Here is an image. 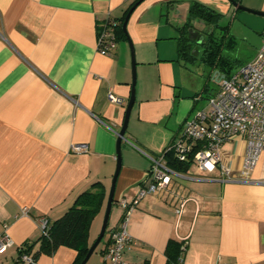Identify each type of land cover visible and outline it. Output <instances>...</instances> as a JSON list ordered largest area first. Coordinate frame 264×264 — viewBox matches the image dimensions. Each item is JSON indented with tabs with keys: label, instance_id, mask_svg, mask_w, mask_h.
<instances>
[{
	"label": "crops",
	"instance_id": "1",
	"mask_svg": "<svg viewBox=\"0 0 264 264\" xmlns=\"http://www.w3.org/2000/svg\"><path fill=\"white\" fill-rule=\"evenodd\" d=\"M132 1L0 0V222L7 223L14 242L0 254V264H21L19 247L29 241L33 250L38 247L37 217H60L81 192L101 182L104 203L87 238L93 243L132 89L127 40H116L112 53L103 55L97 36L100 24L107 17L118 23ZM191 1L223 15L240 10L229 0H141L129 14L134 102L106 232L85 264H107L101 250L123 214L119 200L135 197L147 182L148 156H159L179 136L201 99L208 72L189 65L202 64L199 60L184 63L176 43L175 27L185 21ZM239 1L264 11V0ZM191 76H201L202 84L197 87ZM108 92L124 103L109 102ZM77 144H86L87 152H75ZM245 151L243 137L232 136L219 149L220 161L240 175ZM173 184L185 199L182 212L176 215L175 202L165 195L139 199L126 225L132 241L122 264H165L170 238L183 242L180 264H264V151L247 181H224L217 167L204 174L190 170ZM75 255L61 246L39 255L35 264H72Z\"/></svg>",
	"mask_w": 264,
	"mask_h": 264
},
{
	"label": "built area",
	"instance_id": "2",
	"mask_svg": "<svg viewBox=\"0 0 264 264\" xmlns=\"http://www.w3.org/2000/svg\"><path fill=\"white\" fill-rule=\"evenodd\" d=\"M117 22L111 17L100 24L97 36V51L110 55L116 46L115 28ZM218 87L203 106L196 108L190 118L184 121L181 133L157 157L148 156L150 166L147 182L139 187L135 197L129 201L119 200L123 214L118 226L111 232V242L103 253L107 264H121V255L132 241L126 230L130 212L139 199L146 195L168 196L175 202V213L183 210L184 196L173 180L190 170L198 174L212 172L219 168L224 181H247L248 173L255 166L261 152L264 151V36L255 56L237 68L230 76L214 73ZM107 100L122 105L123 99L107 93ZM232 136L243 137L246 151L240 175L235 176L231 168L220 161L219 149ZM75 152H87L86 144L72 147ZM169 152L175 163L186 164V171H179L168 162L165 153ZM40 230L47 225V218L37 217ZM14 245L8 233V225L0 222V254ZM21 264H35L29 254L21 253Z\"/></svg>",
	"mask_w": 264,
	"mask_h": 264
},
{
	"label": "trees",
	"instance_id": "3",
	"mask_svg": "<svg viewBox=\"0 0 264 264\" xmlns=\"http://www.w3.org/2000/svg\"><path fill=\"white\" fill-rule=\"evenodd\" d=\"M139 0H133L119 18L115 28L116 40H127L126 34L122 30V23L125 14ZM239 2V0H235ZM223 14L198 1L189 2L185 21L176 26V43L179 58L184 63H193L199 60L208 69L207 76L203 81L202 88L198 93L204 101L213 93L210 89V82L216 81L214 73L230 76L244 62L224 54V49H232L236 46L235 36L229 33L228 24H221ZM203 23L210 29L205 37L198 40L189 36L196 33L193 30L195 21ZM194 21V22H193ZM191 31V32H190ZM198 33V32H197ZM166 149V148H165ZM168 162L173 168L179 171H186L190 164L175 163L169 152L165 153ZM105 191L101 182H94L89 189L81 192L74 200L73 204L58 218L49 221L38 238V247L33 250L34 241L24 243L18 249V254H29L36 263V259L41 254H51L58 247H68L75 250L76 255L72 264H80L88 251V231L94 216L103 207ZM106 232V231H105ZM109 242L105 244L101 252L104 253ZM183 253V242L174 238L168 239L164 255L165 264H180ZM19 257V255H18ZM122 264V263H121ZM146 264V263H143Z\"/></svg>",
	"mask_w": 264,
	"mask_h": 264
},
{
	"label": "rangeland",
	"instance_id": "4",
	"mask_svg": "<svg viewBox=\"0 0 264 264\" xmlns=\"http://www.w3.org/2000/svg\"><path fill=\"white\" fill-rule=\"evenodd\" d=\"M186 3L189 4V2H186ZM237 3L240 6L245 7L242 1L241 2L239 1ZM182 7L184 6L182 5ZM236 13L240 14V17H236L235 16ZM243 16H245L246 18H244ZM170 18L172 19V16H170ZM220 23L228 24L229 33L235 36L237 40L236 46L234 48L224 49L223 51L224 54L237 59L241 63L248 60L250 56L260 46L261 40L264 36V16L250 13L247 11H243L240 9L236 11H229L227 14H224ZM208 28L209 27L206 26L205 29L207 30ZM189 65L193 66V68H195L199 72L204 71V74H206L208 71L207 70L208 68L205 67L203 64H200V65L189 64ZM135 77H136V82H137V76ZM191 77L196 80L197 87H199L202 84L203 78L201 76H191ZM217 87H218V83L216 81L210 82L211 90H215ZM204 103H205L204 99H200L198 101L197 108L203 106ZM102 221H103V218H102ZM111 221H112V217L110 218L109 226L111 224ZM101 225H102V222L99 226L98 232L94 240L96 239V237L98 236L100 232Z\"/></svg>",
	"mask_w": 264,
	"mask_h": 264
},
{
	"label": "water",
	"instance_id": "5",
	"mask_svg": "<svg viewBox=\"0 0 264 264\" xmlns=\"http://www.w3.org/2000/svg\"><path fill=\"white\" fill-rule=\"evenodd\" d=\"M140 1L141 0H139L138 2H140ZM138 2H136L128 10V12L126 13V15L124 17V20H123V23H122V30L126 34V36H127L126 23H127L129 14L133 10V8L138 4ZM229 2L231 3V5L234 8H238V9H241L243 11H247V12H250V13H254V14H258V15L264 16V11H258V10H253V9H250V8L242 7L235 0H229ZM208 29H210V28H208ZM207 32L208 31H206V33ZM189 37L191 39H194V37L191 36V35ZM127 42L129 44L130 51H131L132 89H131V93H130V96L128 98V101L126 103V106H125L123 124H122L120 130L117 132L116 147H115L116 167H115V171L113 173L112 180H111V186H110V190H109V193H108V199H107L106 206H105V211H104V216H103V221H102V225H101V228H100V232H99L98 236L96 237V239L93 241V243L89 246L88 251L85 254L83 260L80 262V264H85V262L87 261L89 256L93 253V251L95 250V248L97 247V245L100 243V241L102 240V238L104 236V233H105V230H106V226H107V222H108V218H109L111 203H112V199H113L114 183H115V179L117 177V174L119 172V169L121 167L120 145H121V141L123 139H125L124 133H125V130H126L129 114H130V111H131V107H132L133 102H134L133 87L135 85V76H134V65L135 64H134V57H133V47H132L131 41H130L128 36H127ZM197 42H200V40H198Z\"/></svg>",
	"mask_w": 264,
	"mask_h": 264
},
{
	"label": "flooded vegetation",
	"instance_id": "6",
	"mask_svg": "<svg viewBox=\"0 0 264 264\" xmlns=\"http://www.w3.org/2000/svg\"><path fill=\"white\" fill-rule=\"evenodd\" d=\"M195 21V20H194ZM193 21V22H194ZM196 22V23H195ZM194 23H193V30L194 31H196V33H193V37L196 39V40H200V39H202L203 37H205V35H206V31H208L209 29H205L206 28V26L203 24V23H201V22H199V21H195ZM198 32V33H197Z\"/></svg>",
	"mask_w": 264,
	"mask_h": 264
}]
</instances>
